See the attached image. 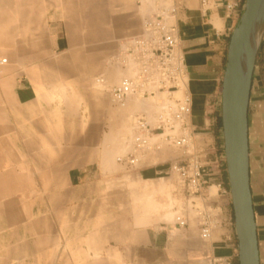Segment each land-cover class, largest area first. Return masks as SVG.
<instances>
[{
    "label": "crops",
    "instance_id": "crops-1",
    "mask_svg": "<svg viewBox=\"0 0 264 264\" xmlns=\"http://www.w3.org/2000/svg\"><path fill=\"white\" fill-rule=\"evenodd\" d=\"M147 1L155 5L150 17L162 16L176 26L186 65L192 110L184 126L194 149L189 156L199 160L203 173L199 194L171 184L186 224L151 215L165 206L155 199L157 193H167L174 203L168 181L161 177L154 182L165 165L136 169L129 184L114 181L121 173L113 170V154L126 151L135 140L137 118L150 121L144 104L135 107L136 99L148 98L130 96L110 113L123 117L115 134H98L79 117L65 118L49 81L54 79L51 66L24 68L28 57L37 55L38 39L24 43L22 29L11 27L9 14H16L20 2L11 0L8 13V1L0 0V264H240L224 152L222 84L231 34L245 0ZM233 4L237 6L228 8ZM30 30L37 37L34 25ZM56 46L62 47L60 39ZM124 70L105 71L103 83L96 78L86 84L89 94L102 97L114 82L135 76L136 66ZM248 141L264 264V33L250 90ZM200 210L212 218L207 239L201 235ZM171 217L169 210L165 218ZM72 255L78 259L72 261Z\"/></svg>",
    "mask_w": 264,
    "mask_h": 264
},
{
    "label": "rangeland",
    "instance_id": "rangeland-1",
    "mask_svg": "<svg viewBox=\"0 0 264 264\" xmlns=\"http://www.w3.org/2000/svg\"><path fill=\"white\" fill-rule=\"evenodd\" d=\"M7 1L9 13L11 0ZM17 2H20V5L16 9V14H9L12 19L11 27L22 29L20 37L24 43L27 38L38 39L37 55L33 60L29 56L24 68L29 70L31 65H39L40 69L47 70V66H51L48 71H54V79L49 81L54 82L52 87L55 90L56 104L63 107L65 118L79 117L88 129H97L98 134L118 133L123 117L119 115L112 118L110 113L123 106L112 102L107 91L102 97L89 94L86 84L90 85L96 78L104 77L105 71L115 68L125 71L120 61L121 54L131 38L142 33L144 21L150 18V12L154 10L155 5L146 3L147 0H17ZM32 19L31 25L25 24V21ZM32 25L37 29L34 32L38 33L37 37L31 35ZM59 39L61 48L56 46ZM24 49H27L28 53L31 52V47ZM34 49L36 50V47ZM17 65L14 64L13 70L18 68ZM83 78H86V83ZM117 84L119 81L114 82L110 89ZM154 115L156 116L157 112ZM155 120L156 117L149 122L155 126ZM55 129L58 133L61 128L56 126ZM182 132L183 130H179V134ZM186 132L190 134L188 130ZM191 143L192 139L188 146L178 148L164 135L151 146L150 150H142L138 165L131 166L118 161V157L127 156L132 151L131 142L126 151L113 154L115 162L113 170L121 173L114 181L129 184L134 180L130 174L136 169L147 164L165 165L167 170L158 174L154 182L157 183L161 177L168 181V192L174 203H170L171 199L167 193H157L155 199L165 206L151 215L162 221H177L182 201L175 195V186L171 184H177L176 186L181 188L185 186L173 167L177 164L183 165L191 158L189 154L194 153ZM108 149L110 147L106 148ZM135 197L137 196H132V200H135ZM169 210L172 217L166 219L165 215ZM71 258L75 261L78 256L72 255Z\"/></svg>",
    "mask_w": 264,
    "mask_h": 264
},
{
    "label": "built area",
    "instance_id": "built-area-1",
    "mask_svg": "<svg viewBox=\"0 0 264 264\" xmlns=\"http://www.w3.org/2000/svg\"><path fill=\"white\" fill-rule=\"evenodd\" d=\"M203 3L205 4L206 0H203ZM236 6L233 4L228 8L233 9ZM121 57L123 67L126 69L134 64L136 72L134 77L128 76L111 88L109 94L112 102L124 105L132 95L149 98L165 93L174 105L169 108V115L166 113L157 115L155 126L145 117L137 118L132 151L127 156L118 157V161L131 166L137 165L140 162L139 153L148 148L150 140L156 134L166 135V139L178 148L188 146L191 135L186 132L184 124L191 114L192 101L187 93L181 98L175 96L182 86L187 85L186 65L184 56L179 50L176 26L167 22L162 16L146 19L142 33L131 38ZM97 80L101 83L104 81L101 76ZM177 123L180 124L178 130ZM179 130L183 132L179 134ZM173 169L180 175L190 194L201 192L203 173L198 159L188 158L185 164H177ZM199 215L202 218L201 235L207 239L211 234V214L209 211L200 210ZM177 221L181 225L186 224L182 217H178Z\"/></svg>",
    "mask_w": 264,
    "mask_h": 264
},
{
    "label": "water",
    "instance_id": "water-1",
    "mask_svg": "<svg viewBox=\"0 0 264 264\" xmlns=\"http://www.w3.org/2000/svg\"><path fill=\"white\" fill-rule=\"evenodd\" d=\"M263 33L264 0H245L238 24L231 34L222 84L224 152L240 264H260L250 187L248 108Z\"/></svg>",
    "mask_w": 264,
    "mask_h": 264
},
{
    "label": "bare ground",
    "instance_id": "bare-ground-1",
    "mask_svg": "<svg viewBox=\"0 0 264 264\" xmlns=\"http://www.w3.org/2000/svg\"><path fill=\"white\" fill-rule=\"evenodd\" d=\"M259 28L257 30V34H256V37L258 38L259 37ZM2 62H6V59H4ZM134 77V76H133ZM185 89H186V85L185 86H182L181 89L179 91H177L175 93V96L178 97V98H181L185 95ZM133 96V95H132ZM137 96V95H136ZM135 96V97H136ZM129 98V97H128ZM139 98H142V96H139ZM143 102V103H142ZM141 104H144V106H146L148 108V116H150L149 118L152 120V119H155V117L157 118V115L159 113H166L167 115H169V112H170V107L174 105V102L169 100L168 97H167V94L165 93H160V94H157L156 96L154 97H149L148 99H146L145 101H142V99H136L135 101V107H139ZM120 105V104H119ZM125 105V104H124ZM142 106V105H141ZM157 112V115L155 116L154 114H156ZM149 119V120H150ZM154 122V120H153ZM155 123H156V120H155ZM154 123V125H155ZM153 124V123H152ZM179 123L176 124V127H177V130L179 128ZM130 128V127H129ZM131 130V129H130ZM166 134H168V131L166 132ZM156 134L154 136H157V137H154L150 140V148L148 147L147 149H151V146L157 142L159 139H161L162 137H164V134ZM138 158L140 160V153L138 155ZM138 165V164H137ZM173 204V203H172Z\"/></svg>",
    "mask_w": 264,
    "mask_h": 264
}]
</instances>
